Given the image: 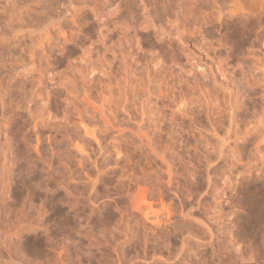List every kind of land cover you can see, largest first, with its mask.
Returning a JSON list of instances; mask_svg holds the SVG:
<instances>
[{
    "label": "rangeland",
    "instance_id": "1",
    "mask_svg": "<svg viewBox=\"0 0 264 264\" xmlns=\"http://www.w3.org/2000/svg\"><path fill=\"white\" fill-rule=\"evenodd\" d=\"M73 2L74 15L51 24L42 45L29 36L13 45L9 34L21 24L9 28L7 38L0 36V199L8 186L3 207L14 228L5 232H21L18 248L42 262L66 237L71 250L72 239L79 240L84 264L110 261L119 240L125 254L146 250L145 264H157L155 250L169 252L168 261L158 264H264V0ZM8 9L0 5V22ZM110 9L115 16L104 18ZM36 12L43 18V10ZM23 17L28 22V15ZM102 31H107L106 53L96 43ZM87 45L91 62L98 53L101 59L106 55L102 68L99 58L100 64L84 62L81 68L79 56ZM25 67L32 71L26 79ZM126 77L132 92L146 95L153 121L148 133L165 160L119 156L118 165L111 160L100 179L93 172L91 183L73 181L64 142L76 120L72 107L83 91L93 99ZM21 79L27 90L42 93L37 102H28L18 86ZM58 79L75 81L80 90L77 86L67 98ZM41 101L49 102L55 120ZM31 116L44 118L39 156L30 151ZM151 182L156 195L142 204L140 191ZM91 193L95 198L88 200ZM135 200L144 210L135 209ZM156 216L159 228L152 224ZM47 234L53 244L46 243Z\"/></svg>",
    "mask_w": 264,
    "mask_h": 264
},
{
    "label": "bare ground",
    "instance_id": "2",
    "mask_svg": "<svg viewBox=\"0 0 264 264\" xmlns=\"http://www.w3.org/2000/svg\"><path fill=\"white\" fill-rule=\"evenodd\" d=\"M73 1L74 0H24V1H22V0H0V5H4V6L9 8L7 10V13H5L4 18L0 22V28L2 29V35L0 34V36L1 37L6 36V38H7V34H9L7 30H9V28H12L17 24H19V25L21 24L22 25L21 29L16 30V31L9 34L8 38L12 42V44L13 45L19 44V43L23 42L22 41L23 37L29 36L30 37L29 40L32 39V40H34V42L36 41L35 43H39V44L41 43V45H42V43L44 42L43 38H46L47 33L50 32L49 26L51 24L59 22L61 20V18L66 17L65 14H70V16H72L71 13L72 12L74 13V9H75L74 8L75 6H73V3H74ZM75 3H74V5H75ZM85 4H86V1H85ZM58 5H59V7H58ZM76 5L79 6L78 2ZM38 10H40V11L43 10V18L41 17V19L36 18L37 16L34 13ZM106 12L103 16L104 18H108L110 16L114 17L117 11L110 9V11H106ZM36 13H38V12H36ZM23 14L28 15V17H29V19H27L28 22H26V20H24L25 16L23 17ZM28 17H26V18H28ZM74 17L75 16L70 17L71 18L70 20L72 21ZM72 22H74V21H72ZM60 23H58L59 28L61 27ZM113 24H114V22H113ZM106 25H104V26L106 27ZM60 30H62V28H60ZM106 32H104V31H102L100 33L98 32L97 36H96L97 37L96 43L101 44L100 46L104 47L103 49L105 50V53L109 49V48H107L108 44L106 45V43H105V41H106L105 33ZM90 49L91 48H88V45H87V48L82 49L81 56H79V54H78V56L80 57V59L83 63L85 62L86 64H89V63L94 62V61L91 62V60L93 58H92V56H90V54L92 52V50H90ZM105 53L103 55H105ZM98 55H99V53H98ZM30 56L28 59L31 60V58H33V56L31 54H30ZM97 56H96V61H97V58H99V56L98 57ZM105 57H106V55H105ZM105 57H104V59H106ZM80 59H79V61H80ZM104 59L103 58L101 59V54H100V58L98 59V61H100V62L102 61L101 62V68H102V63L104 62ZM70 61H71V59H70ZM79 61H78V63L81 62V61L80 62ZM95 62L93 64L94 66H95V64H97ZM100 62H98V63L100 64ZM85 63L81 64L80 66H82V65L86 66ZM108 64H107V66H108ZM28 66H29V64H28ZM83 66L81 67L82 69H83ZM103 66H104V63H103ZM27 67H25L23 69V72H22V75L24 78L32 75V71L29 70ZM54 67H56V69H57V67L59 68V66H52L51 68L53 69V71L55 69ZM81 68L79 69L82 71V72H80V74L81 73L83 74V70ZM23 79H21V82H19V85H18V86H20L19 88H21V90L24 92V95H26V98H28V100L30 99L28 102H32V103L34 101L37 102V99H38L37 97H40L42 95V93L40 92V94H41L40 95V94H38L39 91L36 90L38 92L36 94V92H32L30 90L32 92V94H31V96H27L28 92H30V91L27 90L28 86L26 87V82L24 81L26 78L24 80ZM82 79H83V76H82L81 80ZM127 79H128V81L125 80V78H124L123 79L124 81L121 83H119L118 82L119 80L116 79L117 82L119 83V84H116L117 88L110 90V88H112V87L109 86L110 87L109 90L106 89V91H101V89H100L99 90L100 93L98 92L99 94H97V97L95 95V98H93V99H91L90 95L87 96V94H89V93H87V91H83V97L81 96L82 98L80 100L78 98L79 103H77L78 100L74 99V100H76L77 105L74 106L75 108L72 106L71 107L73 108V110L76 113L75 114L76 120H74L75 118H73L74 122L70 121V123L73 125V127L70 128V126H69L70 129L69 128L67 129V130H69L68 137L66 136L68 140L64 141V142L67 141V145H66L67 148L65 149L67 151H65V152L66 153L68 152L71 155L69 158L72 160L73 168L71 170L72 173L70 175V178L73 181L77 179V181L81 180L84 183H91L90 177H91V174L93 172L96 173L97 179H100L102 176H104L107 173L106 170L110 166L111 160H114L115 165H118V162L120 160L119 156H127V155H130L133 153H139V155L141 154V156H149L152 160H154V162H156V164L157 163L159 164L165 160V156H163L164 154H162L161 152L159 153L156 149L157 147H155L158 143L155 145V143H154L155 140H153L154 138H151L149 133H148L149 128L152 127L153 121H152V115H151L152 112L150 111L151 109L149 110V108H148L149 106L147 105L146 100L144 99L146 95L144 93H142V95L135 93L136 89H135V92H132V91H134L133 89L135 87H134V85L131 86V84H130L131 80L129 82V77ZM79 80L76 77V82ZM86 80L87 79H85V81ZM76 82L75 81L71 82L69 80H66V81H60L59 80L58 83L64 87L63 92H61V93H64L63 96L71 97L70 95L75 93L74 90L76 88L78 89V87L80 86V85L79 86L76 85L75 84ZM82 82H83V80H82ZM78 83L79 82H77V84ZM86 83H88V82H85V84ZM86 89H89V88H86ZM103 89H104V87H103ZM131 89H132V91H131ZM78 90H80V87ZM83 90H84V87H83ZM77 94H81V93H77ZM143 95H145V96L143 97ZM40 99H42V98H40ZM44 100L45 99L43 98L42 101H44ZM47 100H48V98H47ZM42 101H41V103H42ZM48 103H49L48 101H45L44 105L42 103V105H43L42 108H44L46 110V113L49 114L51 120H55L56 119L55 114L53 115L50 107L46 106V104H48ZM182 111H184V110L182 109ZM44 115L41 114V116H44ZM41 116L40 117L38 116L39 118H41V120L38 117L31 116L33 118L30 119V121L28 123L29 124L28 128L30 129V133L35 138L34 145L32 144L30 151H32L36 156L40 155V150H41L40 146L42 147V144H43L42 140L44 139L43 137L45 136L44 133L42 132V129H41L44 126L43 125L44 118L42 119ZM37 119H39L40 121ZM71 124H69V122H68V125H71ZM67 130H65V133ZM46 138L48 141H50V140L53 141L52 138H54V137H52V135H51V137L48 135ZM110 140H112V141H110ZM52 141H50V142L52 143ZM96 153L99 157H97ZM136 179H134V180H136ZM153 184L154 183H152V182L148 183L145 185L144 188L141 189V191H140L141 195L139 194L140 195L139 198L141 197L140 198L141 200H139V198H138V200L140 202L143 201L142 204L147 203V201L145 199L147 196L153 197L156 195L157 189H156L155 185H153ZM93 186H94V183H93ZM7 187L8 186L5 185L4 188L2 189V191H1L2 200L0 199V202H2L1 208H0L1 209V211H0V225L1 224L3 225L0 227V264H84V262L82 261V259L80 257V250L82 248L81 249L79 248L80 245L78 247L79 240L77 241L75 238H74V240L72 239V243H70L73 245V250H71L69 248V246H67V244L65 243L66 239H70V238H66V237H65V239L60 238L61 240H57L54 243L53 242L54 239L51 238L47 234V241L48 242H46V243L50 242L52 244L53 243L55 244V245L53 244V246H57V245L58 246L55 247V249H52V251H51L53 253L52 256L49 257V255L46 254L48 259L46 258L47 260H45L44 262H42L43 260L42 261H35L34 259H32V257L31 258L29 257L28 253L23 248H18V244H21L22 241H24V239H23L22 235L20 234L21 232L13 234V235L8 233V232H10V230L12 231L14 228L9 227L11 225L10 224L11 222L9 223L8 220H6L5 214L8 215V212L5 213L6 210L4 211V207H3L5 205V203L3 202V200H4L3 196L6 193ZM93 191H95V190H93ZM93 198H95V194L91 193L88 200H91ZM148 198L149 197H147V200H148ZM135 201L137 202V200H135ZM139 201L137 202L138 205L136 204V202H134V204L136 205L135 209H137L139 212H141V210H144V209H141L143 207H139V203H140ZM144 201H146V202L144 203ZM140 206H141V204H140ZM145 218L147 221H151V218L149 217V215H146ZM15 224L17 225V223H15ZM152 224L154 226H156L157 228H159L161 226L160 217L156 216L154 219V222H152ZM14 225H12V226L14 227ZM7 227L10 228V230H8V232H5V230H6L5 228H7ZM41 233H43V232H41ZM87 237H89V234ZM92 237H91V239L94 241L97 238V237L96 238H94V237L92 238ZM100 238L99 239L97 238V240H100ZM34 239H37V238H34ZM107 239H106V241H107ZM116 239H117V237H116ZM92 240L91 241L88 240L89 242L88 241L87 242L90 243V242H92ZM102 241H104V240H102ZM119 241H117L116 243H118ZM121 241H123V240L121 239ZM99 242H101V241H99ZM107 242H109V241H107ZM88 243L86 245H88ZM103 243H106V242H103ZM113 243H114V240H113L112 244ZM116 243L114 244V248H113V246L110 242V244H111L110 246H112V248H113V254L111 255L113 258H110L111 259L110 261L105 259V261H106V262L104 261L105 264H145V262L147 263V261L149 260V257H148L146 250H144V255L142 253H140L143 249H141L140 252L135 251L133 253V255H128V254L124 253L125 251L122 248L124 245H121L122 249H120V247L117 246ZM123 244H125V243H123ZM93 246H91V247H93ZM2 247H3V249H2ZM96 247H98V246H96ZM51 248H54V247H51ZM98 248H100V247H98ZM98 248H96V249H98ZM48 250H50V249H48ZM87 253H88V251L86 252V254ZM164 253H166V255ZM109 254H111V253H109ZM88 255H90V254H88ZM90 256H92V255H90ZM111 256H109V257H111ZM152 256H154L153 258H154V260H156L153 262H157V264H158L160 261L161 262L168 261L169 252L164 251V250H160V251L155 250V251H153ZM102 257L104 259V256H102ZM109 257H107V258H109ZM97 258L99 260V263H101L103 261L102 260L100 262L101 258H99V257H97ZM136 258H138V259H136ZM140 258L142 261L139 260ZM150 259H152V257ZM158 260H160V261H158ZM87 264H92V263H91V261H88Z\"/></svg>",
    "mask_w": 264,
    "mask_h": 264
}]
</instances>
